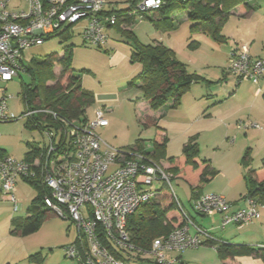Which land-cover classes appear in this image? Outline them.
Segmentation results:
<instances>
[{"label":"rangeland","instance_id":"rangeland-1","mask_svg":"<svg viewBox=\"0 0 264 264\" xmlns=\"http://www.w3.org/2000/svg\"><path fill=\"white\" fill-rule=\"evenodd\" d=\"M106 1L110 2L115 11H120L128 7L130 0ZM246 3L251 7V11L240 9V6L232 9L223 25L222 35L225 33L233 37L231 38L235 39L233 41L240 39L238 45L250 44L251 53L264 55V0H246ZM8 7L9 10L26 9L23 0H10ZM169 8L166 15L172 19L173 24L169 32L156 30L149 19L141 17L140 12L134 9L132 13L135 16V24L131 27L118 25L114 31L111 30L105 48L83 44L80 33L85 23L80 22L72 26L73 35L69 39L63 41L58 37L50 38L43 44L26 50L24 60L27 63L32 59L41 60L50 54L61 56L65 46H72L71 68L75 74L81 76L82 87L94 94H112L116 97L119 95V99H125H122V102L117 99L106 104L107 108L113 111L114 123L106 130L98 128L96 133L107 145L115 150L134 149L137 140H144L146 147H149L161 133L158 128L164 129L167 139L166 158L173 157L181 161L183 146L195 141L199 147L198 161H209L216 171L215 177L209 183L197 189L199 193L216 192L222 196L219 190L229 185L232 193L243 195L246 192L244 173L249 169H259L264 158L262 97L253 99L255 85L249 81H242L238 85L235 76L227 71L228 54L237 42L234 43L229 40L230 38L224 39L223 42H215L200 32H190L193 22L187 19V11L181 9L177 2L172 3ZM145 16L152 18L153 14L145 13ZM155 42L172 50L175 58L184 64L186 71L203 81L192 84L176 108H170L171 102H168L157 110L159 112L150 109L143 112L141 93L127 87L141 70L139 64L130 62V54L132 47L138 43L152 45ZM193 43L198 45L194 46ZM115 52L118 53L117 59L110 61V56ZM58 72L59 69L55 67L54 74L57 75ZM263 82L264 79H261L256 86L260 87L262 92ZM29 83L28 75L20 72L11 82L0 84V90H5L7 97H12L7 102L8 109L17 119L0 122V150L18 161L25 159L27 144L43 148L47 142L45 134L40 129L25 126L29 119L23 117L27 110L21 91L22 87ZM51 83L53 82H48L47 85ZM96 107L98 105L93 104L86 109L88 119L93 118ZM158 113L163 115L161 119H158ZM146 117L153 119L155 125L152 123L145 126L143 122ZM251 124L258 126L251 127ZM133 152L142 155L139 150ZM245 153L249 156V164L246 167L242 164ZM148 159L171 176L169 189L174 199L184 210H190L193 201L192 185L169 171L162 160L157 161L151 157ZM115 168V165L110 166L108 172ZM17 182L15 197L19 208L16 212L11 211L13 218L16 219L25 217L26 209L33 204L36 196V192L29 184L21 179ZM165 190L168 191V188L165 187ZM3 207L10 208V205L5 204ZM10 231L11 226L7 229L8 235ZM76 237L75 225L69 219L53 215L43 221L36 232L23 237L11 235L3 245L9 244L23 253L25 249L29 251L28 254L14 258L11 264H78L76 260L67 258L64 251ZM36 253H41L42 260L29 262L27 260L29 255ZM6 259L0 260V264H5Z\"/></svg>","mask_w":264,"mask_h":264},{"label":"built area","instance_id":"built-area-1","mask_svg":"<svg viewBox=\"0 0 264 264\" xmlns=\"http://www.w3.org/2000/svg\"><path fill=\"white\" fill-rule=\"evenodd\" d=\"M23 2L25 10H9L10 0H0V84L11 82L23 72L24 52L43 44L49 36L84 22L80 33L83 44L102 49L117 22L114 15L106 14L111 8L106 0ZM162 5L163 0H142L136 9L140 13L155 11ZM227 62V71L239 83L249 81L257 86L264 78V57H252L248 44H236ZM10 98L5 90H0V122L17 120L8 109ZM37 114L52 116L59 123L58 135L52 131L44 133L47 142L33 162L1 154L0 188L17 211V181L40 175L42 183L50 190V196L42 199L44 206L55 215L69 219L77 231L78 243L64 248L67 258L78 264H127L101 243L100 234L127 259L149 258L153 264H175L168 253L199 247L200 236L206 242L214 241L201 229H196V236H190L189 224L185 222L167 236L153 239L147 250L136 248L126 231L127 219L142 203L158 194L157 185L170 187L171 176L146 156L135 154L124 158L122 150L107 145L96 133L98 128L108 124L101 108L82 125L57 118L47 110L27 111L23 117ZM257 126L251 124V127ZM116 164L117 167L108 172L110 166ZM242 202L243 207L235 208L221 195L199 194L192 201V209L201 216L219 214L222 228L228 224L241 228L259 220L262 207L247 195Z\"/></svg>","mask_w":264,"mask_h":264},{"label":"trees","instance_id":"trees-1","mask_svg":"<svg viewBox=\"0 0 264 264\" xmlns=\"http://www.w3.org/2000/svg\"><path fill=\"white\" fill-rule=\"evenodd\" d=\"M142 0H130L126 9L115 11L113 7L106 14L116 17V25L131 27L135 24V16L132 10L136 9ZM177 2L180 8L187 11V19L193 24L190 26V32H200L209 36L215 42H223L225 37L222 35V28L232 9L240 6L247 12L251 7L246 0H163V5L155 11L141 12V17L149 19L156 30L163 33L169 32L173 28L172 19L167 17V10L170 5ZM244 11V12H245ZM145 13H152L153 17L148 18ZM72 27H67L63 31L49 36L46 40L58 37L63 41L69 39L72 33ZM131 33L130 31H128ZM197 46V43H193ZM72 46H65L61 56L50 54L41 60L32 59L23 65L24 71L30 79L28 85L22 87L21 95L27 111L47 110L53 112L57 118L67 122H74L78 125L85 124L88 119L86 109L93 105L94 95L92 92L82 88L80 75L74 73L71 68ZM130 62L141 66L140 72L127 84L129 89H136L141 93L143 101L148 105V109L157 111L168 102H171V108H176L182 96L190 89L192 84L203 81L195 74L186 71L184 64L180 63L174 56L172 50L166 48L159 42L152 45H134L130 54ZM59 72L54 74V68ZM237 81V79H236ZM48 82H53L47 85ZM239 84V82L237 81ZM264 100V92L262 93ZM26 127L38 128L41 132L52 131L58 135L59 123L48 114H37L28 118ZM151 118L146 117L143 124L145 126L154 123ZM155 125V123H154ZM160 132L164 129L158 128ZM166 137H161L151 144V150L144 152V140L135 142V149L139 150L146 158H153L157 161H166L169 164V171L175 175H180L191 186V195L194 200L198 195L197 189L209 183L216 175L207 160L196 162L199 158V147L195 141H190L182 148L181 161L175 158H166L165 146ZM28 151L25 154V161H31L42 153V148L27 144ZM4 153L0 150V155ZM129 159V158H128ZM242 164L248 166L249 156L245 153L242 158ZM246 186V195L250 196L264 206V158L262 166L259 169H249L243 175ZM36 192L33 204L26 209L24 218L14 219L11 224V235L28 236L36 232L40 224L55 215L53 211L46 208L42 202L43 197L50 196V190L42 183L39 174L33 179H23ZM194 185V186H193ZM168 188V191L165 190ZM245 195V196H246ZM43 207V208H42ZM176 213L179 215L180 224L184 223V218L178 209V203L168 186L162 184L158 194L151 197L128 217L126 222V231L130 242L138 249L147 250L151 241L155 238L165 237L172 230L173 226L169 217ZM78 237L72 244L78 243ZM101 243L106 246L117 258L129 261L123 255L116 252L107 238L100 234ZM213 245V244H210ZM240 250L248 253H254L264 260V249L256 250L246 246L220 245L219 251L223 259L233 258ZM29 262H39L42 260L41 253L30 255Z\"/></svg>","mask_w":264,"mask_h":264},{"label":"crops","instance_id":"crops-1","mask_svg":"<svg viewBox=\"0 0 264 264\" xmlns=\"http://www.w3.org/2000/svg\"><path fill=\"white\" fill-rule=\"evenodd\" d=\"M25 7H26V5H25ZM20 10H24V9H20ZM112 31H114V28L112 29ZM223 36L225 37V40H228L229 38H230L229 40H231V41L235 40V39H231L233 37H231L225 33H223ZM237 40H239V41H233V42L234 43L237 42L236 44H239L240 39H237ZM248 45H249V52H250V44H248ZM250 55L252 57H255V58L256 57H264L263 54H259V53H251L250 52ZM117 57H118V53L115 52L114 55L110 56V61L116 60ZM81 80L82 79L80 78V83H81ZM81 86H82V84H81ZM239 90H240V87L236 90V93H235L236 95H237V92ZM253 90L254 91H253V97L252 98L253 99H260V97H262V93H263L261 91V88L253 86ZM87 91H90V90H87ZM90 92H92V91H90ZM93 95H94V103L93 104L98 105V107H96L95 110L101 108L105 112V118L107 119L108 124L105 127H101V129L106 130L107 128L110 127L111 123H114L113 116H112L113 111H112V109L107 108L106 104L117 101V99L120 100V102H122L125 99L124 98L119 99V95L116 97V95H112V94H94L93 93ZM261 99H262L261 101H263V103H264L263 98H261ZM180 102H181V100H180ZM171 105H172V103H170V105H169L170 108H171ZM179 105H180V103H179ZM257 105H255V106L257 107ZM141 107H142L141 111H143V112L148 111V105L145 101H143ZM95 110H94V112H95ZM138 112H140V110ZM157 112H159V111H157ZM251 115H252V113H251ZM93 116H94V113H93ZM162 116L163 115L159 114L158 119H161ZM152 117H154V116H152ZM165 134H166V132L164 130L163 132H161L158 135L157 140H159L161 137H164V136L166 137ZM134 150H136V149L135 148L134 149L127 148L126 150H122V152L124 153V158H129L131 155H135V153L133 152ZM150 150H151V145H149V147H146V145L144 146V152H147ZM195 161L198 162V159H196ZM163 162L168 168L169 164L165 160ZM115 166L117 167V164ZM176 176L180 177V175H176ZM17 183H16V186H17ZM16 191H17V189H16ZM219 192H220V194H222V196L225 198V200L227 202L233 203L235 208L243 207L244 204L242 202V198L246 192L243 195L240 194V196H239V194H234L230 191L229 185H226V187L223 190H219ZM15 194H16V192H15ZM199 194H201V193H199ZM212 194H217V193L215 192ZM5 204L10 205L11 209L3 207V205H5ZM11 205L12 204L6 199V197L3 195L1 188H0V260H2L3 258H7L5 261V264H11L13 262L12 260H14V258H16L17 256H19L21 254H26V253L28 254V252H29L28 249H25L24 253H23V251H21V250L20 251L15 250V248L10 246L9 244L3 245L5 243V241L8 240L9 237L11 236L10 233H9L10 236L8 235L7 229H8V227L11 226L12 221L14 219H16V218H13V216L11 214V211L13 210V205L12 206ZM178 209L182 213L183 218L185 217L184 223L188 222V224H189L188 233L190 236H196L197 235L196 229H201V230L206 231L209 235H211V237L214 239V241L206 242L204 240V238L200 236L199 239L201 240L202 244L199 247L186 249L184 251H179V252H177V251L169 252L168 258L175 260V264H264V260H262L258 255L254 254V253H248L246 251L240 250L238 253H236L234 255L233 258L223 259L221 257V253L219 251V246L225 245V244L240 246V247L246 246L248 248H252V249H256V250L264 249V206L260 207L261 211L260 210L259 211L261 212V214H260L259 220L253 222L252 224H250L248 226L241 227V228H239L233 224H228L222 228L220 225L221 216L219 214L212 213L208 216H201V215L197 214L196 212H194V210L192 209V204H191L190 210L186 211L182 207H180L179 205H178ZM14 212H16V211H14ZM261 218H262V220H261ZM169 220H171V224L173 226V229L177 228L178 225L180 224V218H179V215L177 213H176V215L172 214L169 217ZM210 244H213V245H210ZM129 262H131L130 264H140L142 262H145V263L147 262V263L153 264L151 259H149V258L138 259V260H129Z\"/></svg>","mask_w":264,"mask_h":264},{"label":"water","instance_id":"water-1","mask_svg":"<svg viewBox=\"0 0 264 264\" xmlns=\"http://www.w3.org/2000/svg\"><path fill=\"white\" fill-rule=\"evenodd\" d=\"M165 1H169V0H165Z\"/></svg>","mask_w":264,"mask_h":264}]
</instances>
